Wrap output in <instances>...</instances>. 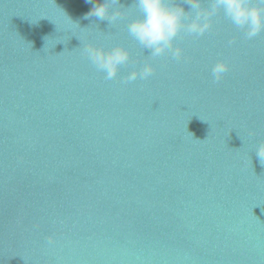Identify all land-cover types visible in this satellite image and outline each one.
I'll return each mask as SVG.
<instances>
[{"label": "water", "instance_id": "water-1", "mask_svg": "<svg viewBox=\"0 0 264 264\" xmlns=\"http://www.w3.org/2000/svg\"><path fill=\"white\" fill-rule=\"evenodd\" d=\"M91 8L0 0V264H264V33L221 12L177 63ZM89 45L131 61L105 80Z\"/></svg>", "mask_w": 264, "mask_h": 264}, {"label": "clouds", "instance_id": "clouds-1", "mask_svg": "<svg viewBox=\"0 0 264 264\" xmlns=\"http://www.w3.org/2000/svg\"><path fill=\"white\" fill-rule=\"evenodd\" d=\"M86 3L92 4V8L84 19L95 17L108 21L110 26L125 19L129 15L128 9L134 7L136 15L127 24L128 34L143 49L150 50L151 57L168 56L177 63L185 60L183 49L176 46L181 34L203 37L221 12L232 25L243 31L248 40L264 33V0H183L190 6L191 12H185L177 0H133L132 6L128 8L120 0H95V3L86 0ZM83 54L97 72L104 74L105 80L117 78L121 67L131 61V53L124 46L106 49L89 45L84 47ZM155 71L151 63H145L142 68L124 77L122 83L128 84L138 79L147 81L154 76ZM229 71L228 62H216L211 68L212 83L221 82ZM256 156L264 165V143L256 150ZM48 242L54 243L51 239Z\"/></svg>", "mask_w": 264, "mask_h": 264}]
</instances>
